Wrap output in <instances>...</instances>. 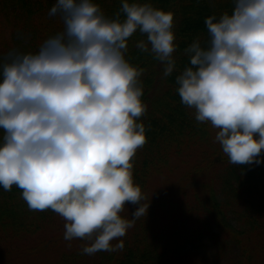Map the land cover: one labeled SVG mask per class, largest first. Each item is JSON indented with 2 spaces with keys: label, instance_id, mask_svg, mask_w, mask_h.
Segmentation results:
<instances>
[{
  "label": "clouds",
  "instance_id": "9594fccd",
  "mask_svg": "<svg viewBox=\"0 0 264 264\" xmlns=\"http://www.w3.org/2000/svg\"><path fill=\"white\" fill-rule=\"evenodd\" d=\"M49 17L62 31L35 52L9 51L0 64V187L21 190L30 211L65 221L64 240L81 252H122L123 237L147 215L133 178L147 143L141 120L145 69L127 58L130 38L178 71L176 19L150 0H121L107 16L96 0H55ZM207 40L183 49L188 66L175 92L198 124H210L232 165L264 161V0H234V10L205 19ZM147 127H150L148 125ZM127 204L139 205L131 219ZM113 241H118L113 243Z\"/></svg>",
  "mask_w": 264,
  "mask_h": 264
},
{
  "label": "trees",
  "instance_id": "16d2710c",
  "mask_svg": "<svg viewBox=\"0 0 264 264\" xmlns=\"http://www.w3.org/2000/svg\"><path fill=\"white\" fill-rule=\"evenodd\" d=\"M96 2L110 17L121 5V0ZM150 2L174 13L179 48L178 71L167 78L163 65L135 47L144 39L139 32L130 38L126 54L133 65L145 69L142 99L148 110L141 120L147 143L134 157L133 178L148 211L122 238V252L100 251L90 255V264H264V161L230 164L218 143L209 144L210 124H198L194 110L182 105L175 92V78L189 64L183 49L197 36L206 41L205 19L231 13L234 0ZM54 3L0 0V64L9 51L35 52L45 39L62 31V20L48 15ZM186 148L195 152L183 161L179 182L166 185L163 179L174 176L175 161L183 160ZM183 179L193 187L185 188ZM137 207L127 204L121 215L131 219ZM55 215L50 209L30 211L16 186L11 191L0 187V264H79L83 255L69 247L84 241L73 240L69 246L63 234L49 235Z\"/></svg>",
  "mask_w": 264,
  "mask_h": 264
},
{
  "label": "rangeland",
  "instance_id": "374dc122",
  "mask_svg": "<svg viewBox=\"0 0 264 264\" xmlns=\"http://www.w3.org/2000/svg\"><path fill=\"white\" fill-rule=\"evenodd\" d=\"M215 134H216V130L212 128V130H211V136L212 137L210 138L211 141H210L209 144L216 143V142H214ZM208 146L209 145L207 144L205 147H208ZM212 147H215V146H212ZM194 152H195L194 150L188 151L187 148L183 150V154H182L183 160H180L179 157H178L176 159V161H175L176 162L175 163L176 164V167H178V168L176 169V173L174 174V176L171 177L170 179H168V177L163 179V182L166 185H169V182L172 183L173 185H175V183L179 182V181H177L176 177L179 176V175H181L184 172V169L182 168V166H184L183 161H185V162L188 161L190 159V155L193 154ZM182 178H184V177H182ZM183 184H184L185 188L193 187L192 186V183L190 181L186 180V179H183ZM159 185H160V183H159ZM54 221H55L54 230L52 232H50L49 235H52L53 233H61V236H62V234L64 233V224H65V221L63 220V218H61L57 214L55 215ZM18 243L19 242L16 241V245L17 246H18ZM46 243H48V241ZM82 243L83 242L81 241V244ZM80 246H82V245H80V243H78V242H72V245L69 247L70 249H73V252L74 253L75 252H80L83 255L80 258H84V259L79 264H90L91 262H93V259L91 258L90 255H86V254H83L81 252V250L78 248ZM54 247L56 248V245H54ZM62 255H63L62 252L59 253L58 254L59 258H61Z\"/></svg>",
  "mask_w": 264,
  "mask_h": 264
}]
</instances>
